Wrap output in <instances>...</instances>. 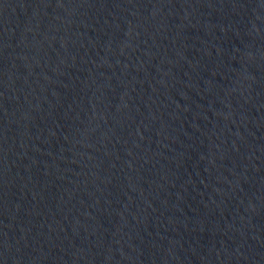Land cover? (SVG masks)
Segmentation results:
<instances>
[{
	"label": "water",
	"instance_id": "obj_1",
	"mask_svg": "<svg viewBox=\"0 0 264 264\" xmlns=\"http://www.w3.org/2000/svg\"><path fill=\"white\" fill-rule=\"evenodd\" d=\"M0 264H264V0H0Z\"/></svg>",
	"mask_w": 264,
	"mask_h": 264
}]
</instances>
